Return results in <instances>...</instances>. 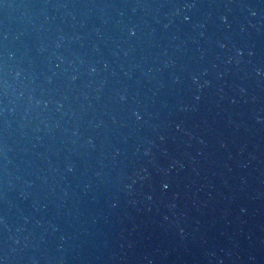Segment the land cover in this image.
Listing matches in <instances>:
<instances>
[{
    "label": "water",
    "instance_id": "water-1",
    "mask_svg": "<svg viewBox=\"0 0 264 264\" xmlns=\"http://www.w3.org/2000/svg\"><path fill=\"white\" fill-rule=\"evenodd\" d=\"M0 264H264V0H0Z\"/></svg>",
    "mask_w": 264,
    "mask_h": 264
}]
</instances>
